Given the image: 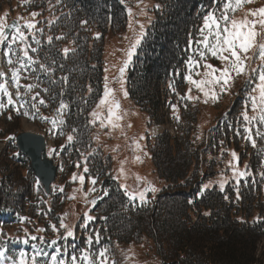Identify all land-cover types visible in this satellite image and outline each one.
<instances>
[{
	"label": "trees",
	"instance_id": "1",
	"mask_svg": "<svg viewBox=\"0 0 264 264\" xmlns=\"http://www.w3.org/2000/svg\"><path fill=\"white\" fill-rule=\"evenodd\" d=\"M215 2L6 0L5 5L39 13L33 31L34 40L27 44L28 54L35 61L31 77L40 84L49 108L56 111L61 103L67 105L62 110L63 126L86 146L84 140L89 136L87 138L85 132L87 127L90 128L92 113L103 89L104 58L107 54L109 56L106 46L126 35V46L123 49L118 47L120 53L115 52L114 63L119 70L124 68L122 77L129 99L147 114L150 124H160L163 103L166 100L173 102L174 98L181 103L177 95H183V75L189 58H195V44L200 39L203 17ZM137 39L140 43L133 50ZM64 49H68L67 54ZM130 51L133 54L129 59ZM9 115L11 120H19L14 110L6 109L5 133L9 131ZM193 117L194 114L188 115V121H185L192 124ZM156 139L154 146L163 150V139L160 142ZM148 149L153 152L150 146ZM186 150H192L191 146L187 145ZM186 154L185 162H190L191 153ZM13 158L15 156L0 160V214L7 208L17 212L26 208L27 214L39 208L42 216H48L47 222L52 219L53 222L65 221L68 214L63 204L75 192H60L55 186L61 184L60 181L52 185L48 196L37 186L41 196L36 197V206L33 205L31 182L35 179L31 176V179L21 177L20 180L15 171L18 167L11 165ZM108 164L109 161L100 160L92 168L96 174H102ZM154 164L160 177L175 182L179 189L172 195H158L153 203L150 200L139 203L127 199L119 186L109 181L107 195L97 207L99 217L102 216L97 232L99 242L90 244L87 251L103 250L104 242H116L127 244V247L129 244L138 264L256 263V242L264 233V225L252 216L247 217L255 206L254 184L240 187L237 200L228 189L225 195L207 190L197 197L195 193L199 185L197 177L189 180V164L180 168H164L166 163L163 161ZM28 173L32 174L29 168ZM185 184L196 185L194 189L184 191ZM56 194H63L64 201H54ZM79 205L73 210L75 222L72 221L73 225L67 223L73 231L89 213L88 205L81 202ZM35 229L38 236L42 235L37 231L38 227ZM57 235L58 246L62 243V231ZM48 242L44 240L45 245ZM44 244L39 248H44Z\"/></svg>",
	"mask_w": 264,
	"mask_h": 264
},
{
	"label": "rangeland",
	"instance_id": "2",
	"mask_svg": "<svg viewBox=\"0 0 264 264\" xmlns=\"http://www.w3.org/2000/svg\"><path fill=\"white\" fill-rule=\"evenodd\" d=\"M5 1L6 0H0V17H4L7 13L5 20L6 24L13 19L18 20L21 17L23 18L19 19V23L21 25L25 22L36 23V17L33 18L31 16L32 12L25 13L26 11L22 7H19L18 10L15 5H5ZM226 2L227 0H216L211 11L215 10L216 15H220L222 6ZM260 7H264V0H255L254 3L244 5L241 10H238L235 13L229 12V15H235L236 18L239 19L242 18L246 12ZM24 31L28 37V44L34 40V35L31 36L32 34L27 29ZM125 38L126 35H123L120 40L117 38L113 41V44L111 41V43L106 46L109 56L107 54L106 59L104 58L105 67L103 70V86H105V76H107L108 86L114 90L115 99L120 103L121 107L119 115L122 119L118 121L119 127L117 128H112L110 125L106 127L101 126V120H103L104 124L107 125L108 115L107 105L100 108L97 107L104 94L103 87L101 96L93 111L97 112L98 116L93 117L92 115L90 128L87 127L85 132L87 138L89 136L88 140H84V143L87 144V147L85 148V145H82L83 143L81 141L79 143V140H77L72 133L64 130L62 124L59 123V120L62 119L59 115H55L52 110L47 108L46 114L41 113L40 107H38V104L34 102L35 99H33V97H35L34 93L36 92V89L34 88L29 91L27 88L29 85L33 86V82L31 79H25L26 74L24 73H28L31 70V65L27 61L23 60V53L20 49L23 48L24 45L18 42L17 44H13L11 49H9L7 44L11 43L10 35L9 40L5 42V53H11L10 58L13 60V65L9 66L7 63L9 56L5 55V53L4 55L1 53L2 56H0V62H3L4 66L0 65V71L4 72V68L8 71V79H5L4 77L1 82H4L3 79L8 81L9 91L13 92L12 95L14 105H8L7 97L0 94V101H2L5 105L4 109L0 110V160L6 161L8 158L15 156V158L11 161V165L13 162L18 163V168L15 171L19 179L21 180V177H28L31 179V176L33 177V175H29L28 173L29 161L25 156L19 157L17 155L14 149V140L7 138L11 135L16 136L22 132L35 133L44 136L48 147L47 157L52 159L54 164L58 167L54 183L60 181L61 184L57 183L55 185L56 188L63 187L64 191H68L71 194L75 192V199H66L67 203L63 204V209L68 214V218L63 221L66 224H69L70 222V224L73 225L75 222L76 213L73 212V210L80 207V202L88 205L91 211L92 203L90 202L89 197L88 199L87 197L85 198V194L87 193L88 196L95 193L99 186L103 183L107 188L109 181H113L112 185H119L120 189L123 191L125 196L128 197V199L132 200V198H130V194L135 195V199L138 202L150 200L152 201L151 203H153L158 195H172L174 191L179 189V187L176 186L175 182H171V180L167 182L164 178L160 177L159 173L155 170L154 162L163 161L166 163L164 164V168L170 166L180 168L182 165L186 166L189 164L188 172L189 180H191V178L193 176L196 177L198 173L201 175V171L199 172V169L196 167L198 165L196 152L199 150H201L200 153L202 158L205 159L203 160V166L208 173L205 175L204 180L200 183L199 192L196 191L195 193L196 196L199 197L203 191L209 188H215L222 195H225L226 189H228L229 193L234 195V199L237 200L236 195L238 196L240 184L244 181L248 183L253 171L252 166L249 164L250 162L248 163L247 155L250 151L246 149V146H248L250 150H252L253 147L245 138V127H250L252 129L253 136L256 139V146L259 147V153H257L259 156L257 155L256 159L259 165L264 168V166H262V163H264V138L255 135L257 130L264 132V125H259L256 121H253L251 124H247L242 115L245 111L248 112L249 116L254 115L251 111L249 100L251 88L254 87V81L249 80V77L246 76L237 78L234 86L230 90V94L221 96L218 103H213L210 99L208 103H204L203 95L193 87L191 95L193 97L199 96V99L188 100L185 98V103L182 101L180 104L174 102V104L170 106L167 111H162L163 120L160 124H149L147 114L140 111L132 100L129 99L125 80H123L117 64L114 63V56L116 55L115 52L118 51V47L120 46L119 49H123L124 46H126ZM260 39H264V37L258 38V40ZM195 46L198 48V52L196 53L194 60H198L199 51L203 49L202 45H198L197 43ZM118 52L120 53V50ZM19 61H23L26 66L20 69V89L19 93H17L16 87L12 86V81H9V79L11 80V72L9 69L10 67H19ZM207 62L212 63L217 67H222L221 62L212 58L210 55L208 56ZM249 63L251 68H259L260 61L258 59ZM187 75H189L188 65L186 73L183 75V82L186 85L183 92L185 93L184 97L187 95L188 89L192 87L185 79ZM192 75L194 79H200V77L195 75V71L192 72ZM254 75L255 74H253V76ZM121 79L123 80V85L120 83ZM9 82L11 84H9ZM238 87L241 88L242 92H239L240 99L235 102L236 104L234 106L233 98L235 96V92L237 93ZM124 92L127 93L126 98L124 96ZM37 98L44 100L43 95H40L39 97L37 96ZM20 105H23V107H20ZM42 105L44 108L47 107L45 103ZM174 107L179 109L180 113H177L178 111L174 112ZM8 108L14 110L16 113L17 109H19V114L17 113L19 115V120H11L8 118L10 117L9 115L7 117V128H9V131L5 133L4 112ZM224 109L229 111V116L224 113ZM24 112H27L28 116L23 115ZM38 112H40V114L36 115ZM193 114L194 117L192 118V124L187 123L186 121H188V115L191 117ZM177 115L179 116V120L176 119ZM53 119L58 121L56 127H53L51 123V120ZM228 120L232 121V123H228ZM213 124V127L217 124L218 126L216 129H213L211 133L209 132L210 134L208 133V137H205V132ZM228 127L231 134H234L229 137V142L220 133V130L224 132ZM69 135L73 137L71 142L67 140ZM148 137H151V144L147 143ZM154 137L157 138L156 141L159 142L163 139V142L165 143V148L163 150L159 146H154ZM207 138H211L213 142L211 140L210 141L212 143L209 142ZM60 141H62V144H60ZM65 145L72 146L73 152H63ZM137 145H139V147H137ZM148 145L153 152L148 151ZM187 145H190L192 150L187 151ZM74 146H77L78 149L76 150ZM50 149H54L55 151L50 153ZM232 151H235L239 157V171L246 172V176L240 177L233 175L232 168L229 165L230 161L233 164L236 163L232 160ZM186 152L191 153L190 162H188V160L185 162L187 157ZM137 156L140 158L139 161L136 160ZM250 157L253 159V154H251ZM100 160L109 161L107 166L108 169H106V171L102 174H96L94 172L96 170L92 168V165ZM122 164L124 170L123 175L120 174ZM245 165H247V168H245ZM84 167L88 168L87 173L83 171ZM261 170L262 169H260V171ZM73 174H76L77 176L83 175L85 177L84 184L81 185L79 180L73 182ZM137 177L140 179L137 180ZM92 179L97 181L95 185L91 184ZM102 179H104V182L101 181ZM35 181L31 182V187L35 199L32 204L36 206V197L41 196V193L38 191L37 182ZM221 181L224 182L223 191L220 189ZM252 183H255L254 202L257 201V199L259 200L260 197L261 202L258 203V205H262V207L261 209H251L248 212L247 217L249 215L253 216L258 214V212H262V209L264 210V174ZM242 185L244 186V184ZM124 186L127 187L125 188ZM153 187L156 189L155 192L149 190ZM257 187H259L258 190ZM90 188H94L95 191L89 192L88 190ZM106 188L104 191L105 193ZM192 188L193 185H186V187H184V191H190ZM141 192L144 193L143 200L140 199ZM56 196H54V201H64L63 194L58 195L57 197ZM95 203H97V201H95ZM94 212L95 213L92 214L93 219L91 221H86V219L83 218L80 222H78L77 228L81 225L83 231L87 233L80 232L77 237L78 241L76 240L75 242H72L73 237H68L66 239L62 238V243L67 244V248L64 246L63 250L55 251L54 253L48 255L47 253H42V250L45 251L46 249L47 251V249L50 248L49 245H47L46 248V245L44 244V248H39V250L35 246H30L28 241L37 244L36 239H40V236L36 234L35 227L44 228L42 233L44 240L46 238H50L51 241L53 239L55 240L59 231H62V237H66V230L59 227L61 221L53 222L52 219L50 223L47 222L49 220L48 216H42L39 208L35 209L33 213L28 214L26 208L23 211L18 210V212L12 208H9L7 212L3 211V213L0 214V264H13L14 260L19 259V253L21 251L27 254L26 258L28 260V264H31V257L38 252L41 253L37 256V263L39 264H52L51 257L54 255L57 256L58 260L65 261V264H72L71 257L73 255L78 257L76 264H89L88 261L83 260V255L89 254V259L91 260V258H95L101 251L95 250L96 253H93L90 258V252L81 250L84 248L83 246L89 245V238H91L93 242H97V231L99 229V225L102 223V216L99 217V210ZM25 216H27L26 219ZM53 225L57 228V231L55 232L52 229ZM91 231L93 233L92 235H90ZM49 235L50 237H48ZM32 237H36V239H32ZM68 239L71 240V242H68ZM25 241H27V243H25ZM15 242H21L16 244L19 246V249L12 248L10 245H4L5 243L12 244ZM256 248L257 260L255 264H264V233L257 241ZM130 249L129 244L127 247V244L124 243L110 242L111 256L112 258H116L117 263L119 264H138L136 257L133 255L134 253L131 251L132 249ZM137 249H135L136 252H138ZM99 262L100 261L93 264H99ZM109 264L116 263L111 261Z\"/></svg>",
	"mask_w": 264,
	"mask_h": 264
},
{
	"label": "snow or ice",
	"instance_id": "3",
	"mask_svg": "<svg viewBox=\"0 0 264 264\" xmlns=\"http://www.w3.org/2000/svg\"><path fill=\"white\" fill-rule=\"evenodd\" d=\"M28 2V0H25ZM255 0H227L226 3L223 4L222 9L220 11V15H216V11H208L206 15L203 17V26L200 28V39L196 41L198 45H202V49L199 51V59L193 60L189 58L188 61V71L189 75L185 77L188 84L191 85L188 89V93L186 98L188 100L199 99V96L193 97L191 95L192 88L194 87L200 94L204 97V103H208L209 99L213 103H218L221 96L225 94H230L231 88L234 86L237 78L241 76L249 77V80L254 81V87L251 88V93L249 95L250 107L251 111L254 115L249 116L248 112L245 111L242 113L243 119L247 124H251L253 121H256L259 125H264V39L258 40L260 37H264V7H260L255 10H250L244 14L242 18H236L235 15H229V12L235 13L238 10H241L244 5L254 3ZM129 14L131 15V11L129 10ZM39 13L32 12L31 16L35 18ZM7 13L4 17H0V45H5V42L9 40V34L11 33V43L7 44V47L11 49L13 44H23L24 47L20 49L23 53V60L28 63H34L32 57L28 54V45H27V35L25 34V29L29 32L36 28V24L33 22H25L23 25L19 23V19H23L22 17L18 19L17 22L13 24H6ZM131 27V24H129ZM143 28V25H141ZM61 37H57L60 39ZM98 38V37H97ZM51 37H49V42H51ZM39 43V41H36ZM140 43V39L136 40V44L133 46V50L136 45ZM65 54H67L68 49H64ZM132 51L129 52V59L131 58ZM5 55L9 56L7 63L9 66L13 65V60L10 58L11 53H5ZM218 60L221 62L222 67H217L212 63H208V56ZM258 59L260 61L259 68H251L250 63ZM202 62V63H201ZM19 67H10L11 72V81L12 86L16 87L17 93H19L20 89V69L24 68L26 65L23 61H19ZM43 67V66H42ZM195 71V75L200 77V79H194L192 72ZM121 76L124 72V68L120 69ZM253 74H255L253 76ZM5 73L0 71V79L5 77ZM107 76H105V86H104V94L100 99L98 108L107 105L108 106V115H107V125L104 124L103 120H101V126L110 125L112 128L119 127L118 121L122 119L119 115L120 103L115 99L114 90L108 86ZM121 85H123V80H120ZM33 86L29 85L28 90L31 91ZM91 91V89H89ZM0 94L2 96L7 97V104L14 105L13 95L9 91L8 81L4 80V82H0ZM125 98L127 97V93L124 92ZM36 97H33L35 99ZM40 104H44V100L39 101ZM5 107L4 103L0 101V110H3ZM23 107V105H20ZM67 105L61 103L57 112L61 113L62 110L65 109ZM174 112H177L178 109L173 108ZM17 113L19 114V109H17ZM23 115L28 116L27 112H24ZM93 117H97L98 113L93 112ZM11 119V117H8ZM47 119V118H45ZM176 119L179 120V116H176ZM53 127L57 126L58 121L56 119L51 120ZM59 123H64L61 119ZM246 136L245 138L251 143L252 147H256V139L253 136L252 129L250 127H245L244 129ZM256 136L264 138V132L257 130L255 133ZM8 139H13L9 137ZM67 140L71 142L73 137L69 135ZM139 147V145H137ZM54 149H50V153L54 152ZM232 160L236 163L233 164L231 161L229 162L230 167L232 168L234 176H246V172L239 171V157L235 151L231 152ZM136 160L139 161L140 158L137 156ZM247 168V165H245ZM83 171L85 173L88 172V168L84 167ZM120 174H124L123 164L121 165ZM140 178L137 177V180ZM79 180L80 184L83 185L85 182V177L83 175L77 176L73 174L72 181L75 182ZM96 180L92 179L91 184L95 185ZM125 188L127 186H124ZM207 187V186H205ZM221 191L224 190V182L220 183ZM152 192H155L156 189L150 188ZM60 192H63V187L59 188ZM89 192L95 191L94 188H90ZM87 197V193L85 194V198ZM130 198L135 199V195L130 194ZM239 198V196H237ZM69 199H75V196H70ZM140 199H144V193H140ZM227 199V197H225ZM207 215V213H205ZM86 221H91L93 219L92 216L85 214ZM60 228L66 230V237H62L64 239L68 237H73L74 232L72 228L61 220L59 225ZM53 231H57L55 225L52 226ZM37 231H41L37 229ZM32 239H36V237H32ZM98 242V237H97ZM27 243V241H25ZM53 244L56 243L55 240L52 241ZM88 243L91 244L92 240L89 238ZM59 251V249H57ZM41 253H36L31 257V264H37V256ZM107 249H103L99 252V257L103 258L100 260L99 264H107ZM27 254L23 251L19 253V259L14 260L13 264H28V260L26 258ZM78 257L73 255L71 257L72 264H76ZM52 264H65V261L58 260L57 256L51 257ZM83 260L88 261L89 264H93L89 259V254L83 255Z\"/></svg>",
	"mask_w": 264,
	"mask_h": 264
},
{
	"label": "water",
	"instance_id": "4",
	"mask_svg": "<svg viewBox=\"0 0 264 264\" xmlns=\"http://www.w3.org/2000/svg\"><path fill=\"white\" fill-rule=\"evenodd\" d=\"M17 22L13 20L9 23ZM18 150L26 155L30 161V169L42 185L46 194L50 193V185L54 182L57 168L53 161L46 157L45 138L39 134L22 132L15 137Z\"/></svg>",
	"mask_w": 264,
	"mask_h": 264
}]
</instances>
